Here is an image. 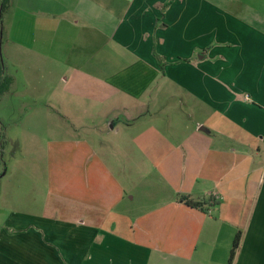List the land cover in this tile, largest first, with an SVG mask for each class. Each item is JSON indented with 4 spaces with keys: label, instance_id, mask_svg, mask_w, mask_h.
Returning <instances> with one entry per match:
<instances>
[{
    "label": "crops",
    "instance_id": "crops-1",
    "mask_svg": "<svg viewBox=\"0 0 264 264\" xmlns=\"http://www.w3.org/2000/svg\"><path fill=\"white\" fill-rule=\"evenodd\" d=\"M3 16L5 54L66 76L129 170L85 137L51 143L44 210L7 221L0 264H228L238 232L232 264H264V0H9Z\"/></svg>",
    "mask_w": 264,
    "mask_h": 264
},
{
    "label": "rangeland",
    "instance_id": "rangeland-1",
    "mask_svg": "<svg viewBox=\"0 0 264 264\" xmlns=\"http://www.w3.org/2000/svg\"><path fill=\"white\" fill-rule=\"evenodd\" d=\"M7 25L8 16L0 14L3 70L5 75L14 78L9 91L0 96V230L6 227L7 221L14 220V214L43 212L48 191L47 175L51 173L50 144L64 141L65 136L85 137L93 142L91 154L100 159L107 172H123V166L129 170L127 164L119 161L123 156L112 145L115 139L103 140L109 147L107 151L115 152V164L108 153L97 146L96 137L100 135L89 133L95 131L97 124L90 126L91 116H85L97 106L66 96L63 83L66 76L57 74L52 78L48 62L45 65L39 62V68H33L29 60L25 65L17 57L5 54L3 30ZM67 123L72 125V130ZM114 123L120 122L114 120ZM209 215L217 216L215 212Z\"/></svg>",
    "mask_w": 264,
    "mask_h": 264
},
{
    "label": "trees",
    "instance_id": "trees-1",
    "mask_svg": "<svg viewBox=\"0 0 264 264\" xmlns=\"http://www.w3.org/2000/svg\"><path fill=\"white\" fill-rule=\"evenodd\" d=\"M8 3H9V0H0L1 16H3V13L8 6ZM11 84H12V78L4 74L3 62L0 56V96H2L4 93H6L9 90ZM178 201L180 203L185 204L187 207H190L192 209H198L201 211H207L208 209L213 208L218 205L217 199L213 196L210 197V202L204 201V200H201V201L194 200L190 198L189 196H184V195L179 196ZM240 239H241V232H238L233 241L228 264H232L235 259L236 252L238 251V248H239Z\"/></svg>",
    "mask_w": 264,
    "mask_h": 264
}]
</instances>
